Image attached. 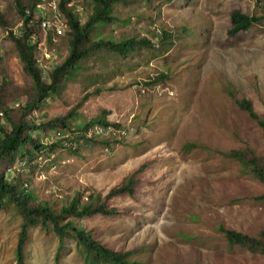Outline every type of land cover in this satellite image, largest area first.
Instances as JSON below:
<instances>
[{"label":"rangeland","instance_id":"1","mask_svg":"<svg viewBox=\"0 0 264 264\" xmlns=\"http://www.w3.org/2000/svg\"><path fill=\"white\" fill-rule=\"evenodd\" d=\"M11 3L0 0V9L15 20ZM70 6L81 20L89 16L91 8L83 0ZM237 9L261 14L256 0H130L117 5L116 15L129 23L117 22L103 33L117 40L146 36L155 50L142 46L127 57L105 50L91 53L62 95L47 101L36 119L75 110V126L105 116L120 130L97 126L87 133L97 143L81 145L79 155L58 149L38 157L32 172L23 164L8 175L21 172L38 201L54 209L77 192L84 194L82 202L93 193L107 199L113 188L135 177L134 195L109 200L122 215L64 221L74 220L110 249L133 251L131 260L264 264V254L231 246L220 231L221 226L253 236L264 231V199H259L264 184L231 156L246 150L264 163L259 123L264 120V20L231 37V13ZM19 22L9 30L17 31ZM9 30L0 29L1 65L15 87L27 89L31 80L7 39ZM64 36L56 38L49 67L68 53ZM245 98L259 119L237 103ZM34 134L46 143L59 137L57 130ZM105 139L113 142L110 147L101 143ZM21 224L14 207L0 210V264L17 263ZM58 243L52 231L31 228L25 263L55 264L59 256L58 264H84L74 239H66L57 255Z\"/></svg>","mask_w":264,"mask_h":264},{"label":"trees","instance_id":"2","mask_svg":"<svg viewBox=\"0 0 264 264\" xmlns=\"http://www.w3.org/2000/svg\"><path fill=\"white\" fill-rule=\"evenodd\" d=\"M11 1L14 4V8L12 6L11 8L17 17L15 20H8L5 12L0 9V29L7 31L15 21L22 23L17 28L18 33L12 29L7 32V39L11 40L23 71L31 80V85L27 89L15 87L14 82L1 65L3 59L0 57V112L3 113V117L0 116V210L14 207L22 218L15 255L16 264H26L25 247L30 229L38 227L55 234L59 241L57 255L63 250L66 239H74L84 264H143L137 260H131V256L135 254L133 251L121 252L110 249L96 240L92 231L77 226L74 220L69 219L64 222L67 217L81 220L96 214L112 217L122 215L123 210L109 206V200L114 197L134 195L137 186L135 177H130L121 185L113 188L106 196L107 199L103 200L101 194L93 193L87 197V201L82 202L84 194L77 192L69 203L61 205L59 209H54L49 202L38 201L35 193L28 188L30 179H24L21 172L14 176L8 174L19 170V166L22 167L23 164H28L32 172L38 165V157L50 156L58 149H67L79 155L81 145L97 143L96 136L87 134L90 129L97 126L106 129L112 127L115 131L120 130V124L108 122L105 116L92 119L83 123L82 126H75L73 125L77 116L75 110L65 116L46 120L36 119V114L44 109L47 101L62 95L66 82L71 76L76 75L78 69L84 68V61L91 53H100L105 50L120 57H127L137 52L142 46L155 50V44L146 36L139 38L127 35L117 40L111 34L103 33L102 30L115 26L117 22L123 25L129 23L127 20L119 19L116 15V6L128 3L130 0H83L91 8L86 20H81L75 8L69 6L73 0H61L59 8L67 22V31L63 38L67 44L68 53L62 62L58 63L53 60L54 65L44 69L38 62V59L43 57L42 50L38 48L41 20H37L33 13L39 0ZM256 2L261 14L251 15L238 9L232 11L229 36L235 37L248 32L253 25L262 24L264 0H256ZM166 35L165 32L164 36ZM164 36L161 37V42L166 41L167 36ZM53 38V33L48 32L46 47L49 49L56 46ZM45 63L51 64L46 60ZM161 77L164 79L166 75L163 74ZM10 103L15 105H10ZM237 103L247 110L252 118L259 119L251 100L245 98ZM259 121L264 131V120ZM52 130H57L59 137L51 143L38 139L34 134L48 133ZM81 132L85 135L79 136ZM70 134L77 135L72 137ZM101 143L110 147L113 142L105 139ZM231 156L238 160L244 168H248L254 177L264 184V163L260 158L251 154L248 156L246 150H234ZM259 199H264V195ZM220 231L224 233L231 246H238L255 254H264V231L257 236L222 226ZM55 259V264H58L59 256Z\"/></svg>","mask_w":264,"mask_h":264},{"label":"built area","instance_id":"3","mask_svg":"<svg viewBox=\"0 0 264 264\" xmlns=\"http://www.w3.org/2000/svg\"><path fill=\"white\" fill-rule=\"evenodd\" d=\"M61 0H39L33 11L37 20H41L40 23V42L38 48L42 50V56L38 59L39 64L45 69L49 67L46 61H50L54 54L52 49L46 47V39L48 32H52L54 35L53 41L56 42V38L65 35L67 31V22L61 14L59 3ZM71 3H69V6ZM29 12V11H28ZM30 13V12H29ZM22 23L18 25L21 26ZM18 33L17 31H14ZM44 34V39L42 38ZM36 38V37H34ZM46 51V52H45ZM51 58V59H50ZM0 116L3 117V113L0 112Z\"/></svg>","mask_w":264,"mask_h":264},{"label":"clouds","instance_id":"4","mask_svg":"<svg viewBox=\"0 0 264 264\" xmlns=\"http://www.w3.org/2000/svg\"><path fill=\"white\" fill-rule=\"evenodd\" d=\"M162 32V31H161ZM161 32H159V33H161Z\"/></svg>","mask_w":264,"mask_h":264}]
</instances>
